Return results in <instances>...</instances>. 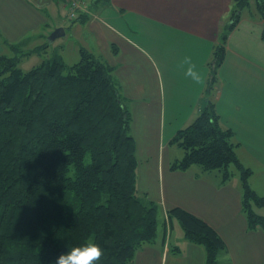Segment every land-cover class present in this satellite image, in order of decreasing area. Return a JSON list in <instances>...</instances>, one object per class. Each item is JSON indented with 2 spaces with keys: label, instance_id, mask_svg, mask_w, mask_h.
<instances>
[{
  "label": "trees",
  "instance_id": "obj_1",
  "mask_svg": "<svg viewBox=\"0 0 264 264\" xmlns=\"http://www.w3.org/2000/svg\"><path fill=\"white\" fill-rule=\"evenodd\" d=\"M233 2L232 20L214 49L209 93L228 35L251 0ZM255 2L264 19V0ZM18 55H0V264H55L88 239L104 249L98 264H134L137 250L156 240L161 207L138 193L132 113L114 67L84 48L72 65L54 55L28 71ZM172 141L184 150L173 170L198 164L220 171L225 182L234 166L248 225L264 228V216L254 208L264 206V196L250 186L240 143L210 97ZM167 215L188 240L205 247V264H218L227 245L208 222L178 206Z\"/></svg>",
  "mask_w": 264,
  "mask_h": 264
},
{
  "label": "crops",
  "instance_id": "obj_2",
  "mask_svg": "<svg viewBox=\"0 0 264 264\" xmlns=\"http://www.w3.org/2000/svg\"><path fill=\"white\" fill-rule=\"evenodd\" d=\"M68 1L0 0V55L47 45L45 57L67 61L68 44L48 39L63 27L61 36L75 45L72 58L78 60L84 48L114 67L132 113L138 193L157 202L165 218L164 232L137 250L134 264L206 263L205 247L188 240L175 218H168V210L177 206L204 219L225 240L227 250L218 264H264V228L248 225L242 182H223L220 171L198 164L171 168L184 156L173 137L197 118L210 97L240 143L239 158L251 169L250 186L264 196V19L259 12L257 18L241 12L209 93L214 49L232 20L233 0H88V12L74 20L66 19ZM184 56L202 73V84L178 67ZM256 206L264 216V206Z\"/></svg>",
  "mask_w": 264,
  "mask_h": 264
},
{
  "label": "clouds",
  "instance_id": "obj_3",
  "mask_svg": "<svg viewBox=\"0 0 264 264\" xmlns=\"http://www.w3.org/2000/svg\"><path fill=\"white\" fill-rule=\"evenodd\" d=\"M178 67L184 69V75L196 84L204 82L203 75L197 70L196 64L190 56H184ZM104 255V249L94 239H88L83 244L73 246L61 253L55 264H98Z\"/></svg>",
  "mask_w": 264,
  "mask_h": 264
},
{
  "label": "rangeland",
  "instance_id": "obj_4",
  "mask_svg": "<svg viewBox=\"0 0 264 264\" xmlns=\"http://www.w3.org/2000/svg\"><path fill=\"white\" fill-rule=\"evenodd\" d=\"M257 11L258 10H257V5H256L255 0H251L250 4L243 8L242 13L243 14H246V13L251 14V13H255ZM252 16L256 17V13L253 14ZM60 42H64V43L68 44V50H67V54H66L67 55L66 56L67 57L66 63L68 65H72V64L76 63L77 61H79L80 58H78V60H76L74 57L73 58L71 57V55L74 56L75 45H74L73 42H71L69 40V37L68 36L57 37L55 39V43L54 44L58 45ZM44 49L45 48L40 49V50L38 49L37 51H29L28 53H25V54H22V53L19 52L20 54L18 56L20 57L19 58L20 60L18 62V65L25 71L30 70L32 67H34V66H36V65H38L39 63L42 62V60L45 57L44 56V51H43ZM9 55L13 56V55H15V52L10 51ZM175 148L179 149V147H177V146ZM232 169L234 170V175L231 177V179H233V181L237 180V181L242 182L241 173L238 170H235L234 166H232ZM255 211L257 213H259L257 211V206L255 207ZM175 221H176L177 229L180 228L182 230V232H183V228L181 227L179 221L177 219H175ZM164 224H165L164 214H163L162 210H160L159 218H158V233L161 232V231L164 232V230H165V225ZM177 234H178V232H177ZM176 246H175V243L172 244V248H175Z\"/></svg>",
  "mask_w": 264,
  "mask_h": 264
},
{
  "label": "built area",
  "instance_id": "obj_5",
  "mask_svg": "<svg viewBox=\"0 0 264 264\" xmlns=\"http://www.w3.org/2000/svg\"><path fill=\"white\" fill-rule=\"evenodd\" d=\"M88 0H69L66 5V19L74 20L82 12H88Z\"/></svg>",
  "mask_w": 264,
  "mask_h": 264
},
{
  "label": "water",
  "instance_id": "obj_6",
  "mask_svg": "<svg viewBox=\"0 0 264 264\" xmlns=\"http://www.w3.org/2000/svg\"><path fill=\"white\" fill-rule=\"evenodd\" d=\"M65 33V30L63 27H58L56 28L49 36V40L52 41L54 39H56L57 37H60L61 35H63Z\"/></svg>",
  "mask_w": 264,
  "mask_h": 264
}]
</instances>
